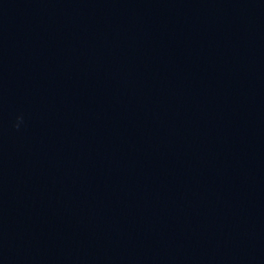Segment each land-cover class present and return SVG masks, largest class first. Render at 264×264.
I'll return each mask as SVG.
<instances>
[{"label":"water","instance_id":"water-1","mask_svg":"<svg viewBox=\"0 0 264 264\" xmlns=\"http://www.w3.org/2000/svg\"><path fill=\"white\" fill-rule=\"evenodd\" d=\"M0 264H264V0H0Z\"/></svg>","mask_w":264,"mask_h":264},{"label":"clouds","instance_id":"clouds-1","mask_svg":"<svg viewBox=\"0 0 264 264\" xmlns=\"http://www.w3.org/2000/svg\"><path fill=\"white\" fill-rule=\"evenodd\" d=\"M21 123H22V118H21V117H17V121H16V123L13 125V127H14L16 130H19Z\"/></svg>","mask_w":264,"mask_h":264}]
</instances>
